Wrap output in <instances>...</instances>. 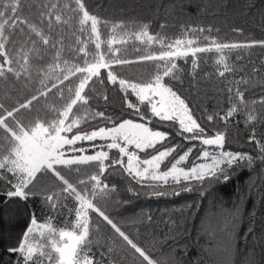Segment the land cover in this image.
<instances>
[{
	"label": "trees",
	"instance_id": "obj_1",
	"mask_svg": "<svg viewBox=\"0 0 264 264\" xmlns=\"http://www.w3.org/2000/svg\"><path fill=\"white\" fill-rule=\"evenodd\" d=\"M4 2L6 0H0V4ZM53 3H57L58 8L53 10L50 31L48 19L45 17L41 22L39 13L47 12ZM65 3L75 7L72 0H22L18 15L29 23L37 24L46 35H51L53 41L62 36L63 59L70 63H80L79 57L74 61V54L69 51L70 47H77L75 39L80 35L76 31L78 25L75 20L72 21L74 26L69 27L57 24L54 19L57 12H61L65 18L71 15L63 8ZM84 3L90 13L102 19L113 23L124 21L129 25V31L136 30L132 25L148 24L152 34L160 33L168 41L183 38L182 31L188 27H210L213 30L202 35L196 33V36L200 37L198 46L205 45L203 36L215 37L221 43L264 40V0H84ZM161 25L165 27L161 28ZM20 28L24 29L23 33ZM20 28L13 30L6 26V34L11 33V39L16 41L15 44L6 45L9 55L14 60L18 59L17 53L23 54L33 47L32 40H36L35 47L40 49V53L29 52V75L21 72L17 78L14 74L6 72V78L0 77V104L8 110L18 107L33 95L44 91L40 81L45 79L47 88L51 89L49 94L33 101L31 111L22 110L21 114L26 121L37 115L41 118L48 115V118H51L46 106L55 104L60 107L64 100L58 95V89H64L66 99L68 86L74 87L78 83L79 74L64 81L63 85L57 82L55 75L45 78L48 65L54 62L55 49L51 45H43L35 33H30L26 24L20 25ZM81 38L86 39V36ZM108 38V30L105 29L102 39ZM92 47L94 46L89 45L90 49ZM125 47L127 52L122 58L135 60L145 54V46L139 41H130ZM159 51L160 45L153 44L151 52ZM225 55L232 71L225 72L224 76L219 75V72L224 70L223 66L215 62L219 54L213 52L198 54V66L195 69L191 64L193 57L177 58L175 75L178 79L165 77L164 82L185 99L197 122L206 129L207 135H214L215 132L226 134L223 150L246 153L252 157L251 163L246 159L239 160L228 168L227 181L221 176L219 179L206 177L203 182L182 181L179 185L169 181L168 185H164L162 182L134 178L119 164L108 167L102 175L95 162L80 165L79 173L75 168L69 170L58 167L61 174L74 185H77L78 180H87L93 174L100 175L101 181L109 186V191L107 195L98 197L95 203L135 243L157 260L158 264H264V152L260 148V145H264V103L260 102L264 97V47L255 45L250 48L232 49L230 52L225 50ZM2 62L3 58L0 57V63ZM12 66L19 70L18 64L14 63ZM80 66L83 64L80 63ZM111 70L120 78L140 83L147 82L154 75L155 64L148 61L126 66L113 65ZM100 71L104 83L101 84L94 77V82L90 81L85 90L90 97L86 106L90 111L84 122L78 126L79 131L89 132L99 127H111L123 119L137 120L149 123L154 130L169 132L170 137L164 146L179 145L180 148L175 153L176 158L195 144L189 161L182 163V166L190 167L193 162L203 161L197 160L203 147L178 135V124H161L158 118L152 117L147 102L140 103L131 89L126 93L119 88L118 83L114 85L107 81L108 69ZM60 78L63 79V76ZM53 83H57V88H52ZM237 90L244 93L246 104H239ZM128 101L139 107V114L135 109L127 107ZM233 103L238 104L239 111L225 123L220 118L225 116ZM74 111L79 116L83 115L85 109L77 108ZM96 112H103L104 117L97 116L93 119L92 114ZM210 115L214 118L211 122L207 120ZM249 115L255 116L256 119L249 121ZM76 131L74 128L73 133L69 134H75ZM253 134L255 141L249 139ZM2 136L3 130L0 129V137ZM256 141L260 143L257 144ZM109 142L102 140L89 144L82 141L74 146L91 152L101 149L100 145ZM93 144L96 145L95 148ZM129 148L132 150L133 146ZM101 150L109 152L106 165L120 158L117 149L104 147ZM153 154L155 152L152 150L139 152L141 159ZM124 161L126 165V157ZM161 170H165L164 165ZM7 181H11V184ZM7 181L0 179V264H17L19 255L9 249L18 246L32 214H35L38 222L53 218L52 222L56 228L70 226L74 219L76 202L71 197L65 198L64 195L59 197L55 209L45 202L46 195L57 193L61 188L60 182L50 174L39 176L31 189V192L36 194L30 195L27 200L8 197L7 192L14 190L12 185L16 180L8 174ZM189 186L192 191L181 190ZM87 187L91 188V183H88ZM156 192L165 194L156 195ZM174 192L180 194L174 195ZM90 215L93 224L99 226V231L92 234V253L101 260V264H109V260L116 261V264H141L138 254L134 256V250L119 238L102 218L95 213ZM109 239L115 241L112 245L115 251L109 257H102L101 253L107 251L102 245Z\"/></svg>",
	"mask_w": 264,
	"mask_h": 264
},
{
	"label": "snow or ice",
	"instance_id": "obj_2",
	"mask_svg": "<svg viewBox=\"0 0 264 264\" xmlns=\"http://www.w3.org/2000/svg\"><path fill=\"white\" fill-rule=\"evenodd\" d=\"M75 7H71L69 3H65L63 8L68 10L71 15L65 16L61 12L54 15L57 24L68 25L73 27L72 21L78 25L76 31L80 35L76 36L75 44L77 47L69 48V51L74 54V61L79 57L80 63L69 62L64 60L62 54L64 52L63 37L53 41L51 35H46L42 28L35 23H29L26 19L20 17L18 13L21 11L22 0H6L0 4V57L3 62L0 63V77L6 78V72L14 74L19 78L21 72L29 75V52L40 53V49L36 48V40H32L33 45L27 52L17 53L18 59H13L9 55L6 48L8 43L15 44V40L11 39V33L6 34V26L15 30L20 28V25L26 24L30 33H35L39 37L43 45H51L55 49L53 63L48 65V72L45 78L55 75V79L60 85L70 77H78V83L73 87L68 86V97H64V89H58V95L64 102L60 107L55 104L47 105L48 114L41 118L39 115L32 119L25 120L21 114L22 110L31 111L33 101H37L39 97L47 96L51 89L47 88L45 79H41L40 83L44 91L33 95L18 107H13L8 110L3 104H0V129L3 130V136L0 137V179L7 181L8 174L16 180L12 185L14 190L8 191V197H18L27 200L30 195L36 193L31 192L35 186L39 176L51 175L60 182L61 188L57 193L49 194L44 197L45 202L53 209L57 207V201L61 195L65 198L71 197L76 202L74 209V219L70 226L56 228L51 217L44 222H38L35 214H32L29 226L22 235L21 241L15 248H10L9 251L17 253L20 259L17 264H101V260L96 258L92 253L94 246L92 234L94 231H99V226L94 225L90 213L97 214L103 221L109 225L119 238L134 250L133 255L138 254L141 264H158V261L153 259L144 248L135 243L113 220L102 211L95 200L98 197L107 195L109 186L104 184L100 175H102L108 167L112 165H122L124 171L134 178L140 180H151L162 182L168 185L171 181L175 185H179L182 181H198L203 182L206 177L219 179L221 176L225 181L229 179L227 169L239 160H247L249 163L252 157L246 153H233L224 151L226 134L224 132H215L214 135H207L206 129L197 122L192 111L185 101L176 91L164 82L165 77L178 79L175 75L177 58L187 59L193 57L191 64L193 69L198 66V54L218 53L219 58L215 61L217 65L223 66V71L219 72L220 76H224L225 72H230L232 69L227 63L225 50L250 48L255 45L264 47V40L251 41L249 43H221L215 37L203 36L206 42L204 46H198L201 35L205 32L211 33L213 30L209 27H188L182 31L183 38H176L168 41L166 37L160 33L152 34L148 24L132 25L136 28L135 31H129V25L124 21L110 22L102 19L95 14L89 12L84 0H72ZM47 7V5H45ZM58 8L57 3L51 4L47 12H40L41 22L46 17L48 19V28L52 29L53 10ZM11 13V15H8ZM165 27L161 25V28ZM108 30L109 38L102 39L103 31ZM218 31V30H217ZM240 32V29H234ZM23 33L24 29L20 28ZM191 34V35H190ZM75 35V32L73 33ZM86 36V39H82ZM130 41H139L145 48V54L138 56L135 60L122 58L127 52L126 45ZM153 44L160 45L158 53L151 52ZM59 45V47H57ZM89 45H93L91 49ZM116 46V47H114ZM138 51V49H135ZM119 53L120 55H117ZM82 54V55H81ZM22 61V62H21ZM152 61L155 64V73L147 82H131L127 79L120 78L112 71L113 65L126 66L133 63H141ZM19 65V70L13 67V64ZM7 65V68H6ZM101 69H108L106 79L112 84L119 85V88L127 93L128 89L135 94L140 103L147 102L150 106L152 117L158 118L163 124L169 122L178 124V135L183 136L186 140L199 141L203 146L200 149V156L197 160L203 159L204 163H192L191 167H182V163H187L189 157L195 148V144L183 151V154L175 157L180 146L173 145L171 147L164 146L170 137V133L153 129L149 123H141L132 119H123L118 123H114L111 127H99L91 132L79 131V125L84 122L85 117L89 115L87 105L90 97L86 93V88L89 87V82L95 77L101 84L104 80L101 79ZM59 70V74H57ZM61 75L63 79H61ZM94 82V81H93ZM52 88H57V83L52 84ZM94 91V89H93ZM231 91V89H229ZM239 104H246L244 101V93L237 90L236 92ZM107 99V97H105ZM231 99V97L229 98ZM261 103H264V97L261 98ZM253 103H256L253 101ZM127 107L135 109L136 113H140L137 105L127 102ZM77 108H84L83 115H76L74 111ZM239 111V106L233 103L224 117L220 119L227 122L229 117ZM104 117L103 112L92 114V118ZM19 117V118H18ZM144 118L143 116L141 117ZM106 119L111 120L110 117ZM213 116H208V121H213ZM253 115L248 116L249 121L255 120ZM77 129L73 133V129ZM255 130H253L254 133ZM191 134V135H185ZM97 138L110 140L106 145H100L103 149H117L119 159L112 160L111 164L106 165L105 161L109 159V152L100 150L94 154L66 155L65 146H74L77 141H96ZM255 141L253 134L249 138ZM259 144V141H256ZM96 147L95 144L92 145ZM129 146H133L130 150ZM160 146V147H158ZM219 149V151H210L209 149ZM261 151L264 152V145H260ZM72 153H85L84 148L70 147L68 149ZM152 150L155 154L148 158L141 159L139 152ZM127 158L125 165L124 158ZM171 158V159H170ZM97 163L99 166L100 175L93 174L87 180H78L77 185L69 182V180L61 174L58 167L67 168L79 173L80 165H88ZM170 164V166H168ZM165 166V170L162 169ZM225 165L226 167H221ZM11 184V181H7ZM88 183H91V188H88ZM182 191H192V187L181 189ZM156 195H164L163 192H156ZM174 195H179V192H174ZM72 210H70L71 213ZM38 238V239H37ZM44 241L43 243L39 241ZM115 241H109L102 245L107 249L102 252V257H109L114 251L112 245ZM109 264H116V261L109 260Z\"/></svg>",
	"mask_w": 264,
	"mask_h": 264
},
{
	"label": "rangeland",
	"instance_id": "obj_3",
	"mask_svg": "<svg viewBox=\"0 0 264 264\" xmlns=\"http://www.w3.org/2000/svg\"><path fill=\"white\" fill-rule=\"evenodd\" d=\"M135 121H137V120H135ZM138 122H141V121H138ZM141 123H144V122H141ZM89 132H91V131H89ZM69 135V138L71 137V134H68ZM73 135V134H72ZM102 140H104V139H100V138H97L96 139V141H102ZM106 141H108L109 142V140H106ZM80 142H82V141H77V143H80ZM84 142H87V143H89V144H91V142H89V141H84ZM111 142V141H110ZM109 142V143H110ZM76 143V144H77ZM70 147H75V146H65V149H66V155H80V154H87V155H91V154H94L96 151H100L101 149H98V150H94V151H91V152H85V153H79V152H77V153H72L71 151H69L68 149L70 148ZM75 148H77V147H75ZM210 151H212V150H210ZM217 152L219 151V150H216ZM224 151H227V150H224ZM204 162H210V161H202V162H198V163H204ZM181 166H182V164H181ZM182 167H185V166H182ZM191 167V166H190Z\"/></svg>",
	"mask_w": 264,
	"mask_h": 264
},
{
	"label": "water",
	"instance_id": "obj_4",
	"mask_svg": "<svg viewBox=\"0 0 264 264\" xmlns=\"http://www.w3.org/2000/svg\"><path fill=\"white\" fill-rule=\"evenodd\" d=\"M194 142L199 143V144H200V147H205V146H203L199 141H194Z\"/></svg>",
	"mask_w": 264,
	"mask_h": 264
},
{
	"label": "bare ground",
	"instance_id": "obj_5",
	"mask_svg": "<svg viewBox=\"0 0 264 264\" xmlns=\"http://www.w3.org/2000/svg\"><path fill=\"white\" fill-rule=\"evenodd\" d=\"M194 142V141H193Z\"/></svg>",
	"mask_w": 264,
	"mask_h": 264
}]
</instances>
